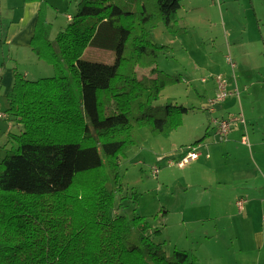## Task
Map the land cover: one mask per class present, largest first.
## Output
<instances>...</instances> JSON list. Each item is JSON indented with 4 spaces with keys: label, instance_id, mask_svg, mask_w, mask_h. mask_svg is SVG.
Here are the masks:
<instances>
[{
    "label": "trees",
    "instance_id": "trees-1",
    "mask_svg": "<svg viewBox=\"0 0 264 264\" xmlns=\"http://www.w3.org/2000/svg\"><path fill=\"white\" fill-rule=\"evenodd\" d=\"M115 1L79 0L53 40L39 13L30 47L56 75L17 74L3 113L19 132L0 161V264H195L187 252L168 256L153 240L160 231L116 207L121 156L144 142L143 129L168 134L191 110L156 105L166 78L151 34L160 20L173 28L181 3L127 12ZM88 47L112 52L114 63L83 59Z\"/></svg>",
    "mask_w": 264,
    "mask_h": 264
},
{
    "label": "rangeland",
    "instance_id": "rangeland-1",
    "mask_svg": "<svg viewBox=\"0 0 264 264\" xmlns=\"http://www.w3.org/2000/svg\"><path fill=\"white\" fill-rule=\"evenodd\" d=\"M17 1L0 0L2 114L9 108L6 99L16 74H28L29 80L56 75L50 64L29 49L25 52L7 43L8 27L16 20L9 5ZM149 2L115 1L127 12ZM248 2L180 0L173 28L164 20L154 26L151 36L160 48L155 63L166 78L156 105L173 103L191 110L183 115L182 125L168 134L143 129L144 142L131 146L119 161L118 212L129 219L145 218L150 232H161L153 240L162 244L168 256L187 252L188 262L195 264H241L244 255L264 248V50L244 55L249 50L246 38L253 35L246 30V13H252ZM78 3L44 0L42 16L52 40L66 29L68 16L76 14ZM254 4L260 13L264 11V0ZM18 49L24 61L14 73ZM83 59L112 64L115 57L112 52L88 47ZM217 79L228 82L229 96L211 112V101L220 93ZM239 115L242 119L232 124L234 142L227 141L230 136L221 140L213 121ZM16 123L13 116L0 120V161L18 147L11 135L19 132ZM244 137L247 144L242 143ZM229 143H233L230 148ZM186 148L190 149L183 158L194 151L203 156L182 168L169 165L171 160L183 159L180 155ZM239 199L246 201L242 212L236 206Z\"/></svg>",
    "mask_w": 264,
    "mask_h": 264
},
{
    "label": "crops",
    "instance_id": "crops-1",
    "mask_svg": "<svg viewBox=\"0 0 264 264\" xmlns=\"http://www.w3.org/2000/svg\"><path fill=\"white\" fill-rule=\"evenodd\" d=\"M247 1H249L248 5H249L250 9L252 10V13L250 16L245 12L246 13L245 18H246V22H247L246 30L248 29V33L251 30L253 35H249L246 38V45H248L249 50L247 51V53H244V55L245 54L250 55L252 53V51L254 53H257V54L258 53L262 54V52L264 50V11H261V13H260L257 5L254 4L255 0H247ZM19 2H21V3H19ZM43 7H44V0H35V1H26V0L20 1L19 0V1H17V3H11L9 5V10H11L13 12V14L15 16L14 18L16 20H13L8 27V32L6 33L7 43L12 44V45H16L20 48H23V50L25 52L28 51V49H29L32 53L33 51L31 50L30 44H31V41L34 37L35 27L37 24L39 13L41 12V10H43ZM69 17H71V15L68 16V20H69ZM1 40H3V37H2V39H0V42H1ZM261 49H263V50L261 51ZM31 57H32V54H31ZM23 61H24V59L22 57L21 49H18L17 50V57L15 58V60L13 62L14 73L15 72L18 73V69L16 68V66L21 65V63ZM12 77H13V75L10 74L9 78L11 79ZM24 77L27 79L28 74ZM32 81H34V80H32ZM14 82H15V78H14ZM13 87H14V83H13ZM12 91H13V88H12L11 92ZM11 92H10V94H11ZM6 101H7L9 108H10L9 96H8V99H6ZM8 109H6V111ZM222 112H225V110ZM4 116L5 117L3 119L6 121H8L11 118V114H8V113L5 114ZM250 123L253 124L252 122H250ZM239 129L240 128H237V130H239ZM234 133H235V129L233 128L232 132L230 133L231 135H229L230 140H227L228 142H234L231 139V137L233 136ZM237 134L240 136L238 131H237ZM232 144L233 143L227 144V147L230 148L232 146ZM187 151H188V148H186V151L184 154L181 153L180 157H182V155L184 157V155L187 153ZM191 163L192 162H190V164ZM190 164H187L186 166H188ZM238 210H239V208H238ZM256 251H257L256 253L254 252L253 254L244 255L242 257V263L241 264H264V248H257Z\"/></svg>",
    "mask_w": 264,
    "mask_h": 264
},
{
    "label": "built area",
    "instance_id": "built-area-1",
    "mask_svg": "<svg viewBox=\"0 0 264 264\" xmlns=\"http://www.w3.org/2000/svg\"><path fill=\"white\" fill-rule=\"evenodd\" d=\"M71 17H69L70 19ZM217 82L219 83V88H220V93L218 95V97L216 98L215 101H211V105H212V111H215V107L223 102H225L227 100V97L229 96V94L226 92V88L228 86V82L226 80H219L217 79ZM3 115L0 112V118H2ZM242 119V116L239 115L237 117H230L228 119H221V120H214V124L217 126L218 128V135L220 137L221 140H225L230 133L232 132V124L236 123L237 121H240ZM243 144H247L248 143V139L246 137L243 138L242 140ZM190 149V148H189ZM188 149V150H189ZM200 157V154H198L197 152H189V154L183 158L182 160L178 161L177 163H175L174 161H169V165L171 166H175L177 165L178 167H184L185 165L189 164L190 162L197 160ZM155 173H158V169L155 170ZM246 201L239 199L237 201V206L239 208V211L242 212L244 205H245Z\"/></svg>",
    "mask_w": 264,
    "mask_h": 264
}]
</instances>
